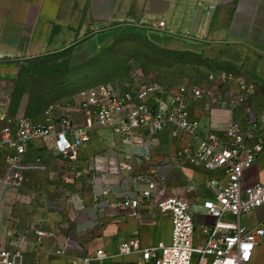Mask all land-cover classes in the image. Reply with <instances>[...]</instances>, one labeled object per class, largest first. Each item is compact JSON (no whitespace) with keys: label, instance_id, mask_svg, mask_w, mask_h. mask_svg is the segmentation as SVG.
I'll return each mask as SVG.
<instances>
[{"label":"crops","instance_id":"1","mask_svg":"<svg viewBox=\"0 0 264 264\" xmlns=\"http://www.w3.org/2000/svg\"><path fill=\"white\" fill-rule=\"evenodd\" d=\"M162 20L166 26L160 29ZM93 21L115 23L88 32ZM128 25L136 27L148 43L168 57L159 67L163 72L172 71L177 63H193L208 74L243 75L256 84L258 95L254 102L257 109L263 108L264 0H0V93L4 91L2 79L15 80L27 60L74 46L71 62H86ZM102 35L105 39L92 50L90 45ZM189 107L205 133L224 129L231 119L245 116L242 109L208 110L200 99L190 100ZM188 142L164 130L150 145L124 144L111 130L98 128L75 163L36 150L44 155L50 171L30 174L15 204L36 200L35 194L27 193L31 189L41 193L32 213L17 217L20 223L16 231L22 239L18 247L25 264H81L84 257L98 249L115 255L122 241L140 240L143 248L171 241V220L159 211L156 200L141 199V218H134L131 209L123 206V194L139 196L145 188L143 184L127 182L126 174L104 176L109 188L106 194L92 184L86 169L96 155L129 156L134 173L156 174L164 187L157 200L188 198L195 226L212 225L214 219L203 208L204 200L211 197L205 186L210 174L189 164H163ZM188 179L197 185L189 194L184 190ZM257 181L264 182V157L246 172L247 184ZM10 201L0 192V239L5 238L8 228L12 229L11 224L15 225L8 220ZM263 217L264 208H260L245 216L243 222L256 226ZM38 228L51 230L55 236L38 238ZM67 238L72 240L73 248L64 256L57 255ZM198 240L201 242L203 237L199 235ZM140 259V255L133 254L107 262L136 264ZM252 264H264V239Z\"/></svg>","mask_w":264,"mask_h":264},{"label":"built area","instance_id":"2","mask_svg":"<svg viewBox=\"0 0 264 264\" xmlns=\"http://www.w3.org/2000/svg\"><path fill=\"white\" fill-rule=\"evenodd\" d=\"M165 26L164 20L158 24L160 29ZM10 90L4 89L0 95ZM257 93L255 83L227 72L210 73L198 84H99L76 93L70 102L50 106L39 122L11 117L9 100L0 99V192L11 200L8 220L15 226L20 223L12 212L28 176L50 171L44 155L36 150L75 163L98 128L111 130L124 144L137 145H150L160 132L170 130L173 137L190 143L163 164H189L210 174L205 186L211 197L204 200L203 208L214 223L197 228L188 198L157 200L164 187L156 174L134 173L129 156L96 155L86 169L92 184L103 194L109 192L103 181L106 175L126 174L127 182L143 184L139 196L123 194V206L131 209L134 218H141V199L156 200L159 211L171 220L172 234L169 243L148 248H143L140 240L122 241L115 255L98 249L81 264H102L133 254L141 256L136 264H252L264 239V217L256 226L243 222L245 216L264 208V182L246 183L247 170L264 157V106L257 109ZM192 99L202 100L208 110L242 109L245 116L231 119L224 129L205 133L191 113ZM196 187L195 181L188 179L184 190L189 194ZM35 234L42 239L55 236L43 228ZM18 242L22 239L16 227L8 228L0 239V264H25ZM72 248L73 242L67 238L57 255L64 256Z\"/></svg>","mask_w":264,"mask_h":264},{"label":"rangeland","instance_id":"3","mask_svg":"<svg viewBox=\"0 0 264 264\" xmlns=\"http://www.w3.org/2000/svg\"><path fill=\"white\" fill-rule=\"evenodd\" d=\"M114 23L93 21L88 32L111 27ZM104 39L105 36L102 35L90 45V48L94 50L96 44ZM165 57L167 56L157 51L140 32L120 28L113 40L99 54L86 62L72 61L74 65L71 67L61 61L51 62L46 66L29 63L28 72L20 80L2 79V87L11 89V93L0 95V99L9 100L11 117L25 116L39 122L43 120L50 106L70 102L78 91L99 84L121 86L130 82L135 84L153 82L162 85H181L205 81L208 72L193 63L189 65L177 63L172 71L163 72L159 67L164 65L162 59H166ZM261 97L260 105L264 106V97ZM42 178L46 182L49 180L45 176ZM27 193L35 194L36 200L31 204L15 205L13 216L23 218L24 212L32 213L41 193L36 189H31Z\"/></svg>","mask_w":264,"mask_h":264},{"label":"trees","instance_id":"4","mask_svg":"<svg viewBox=\"0 0 264 264\" xmlns=\"http://www.w3.org/2000/svg\"><path fill=\"white\" fill-rule=\"evenodd\" d=\"M125 28L126 29H130V30L133 29L135 31H138L136 27H133L131 25H128V26L124 27L123 29H125ZM138 32H140V31H138ZM73 52H74V46L69 47L67 49H64V50H62L60 52L48 54V55H45V56H42V57L34 58L32 60H27L26 62H24V64L21 65L17 80H20L24 75H26V73L28 72V64L29 63L37 64V65H40V66H46V65H48L51 62L61 61V62H65L67 66L71 67L72 65H74L71 62V56H72ZM78 92H80V91H78ZM35 122H37V121H35Z\"/></svg>","mask_w":264,"mask_h":264}]
</instances>
